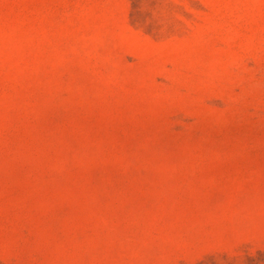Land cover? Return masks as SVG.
Instances as JSON below:
<instances>
[{
    "label": "rangeland",
    "instance_id": "obj_1",
    "mask_svg": "<svg viewBox=\"0 0 264 264\" xmlns=\"http://www.w3.org/2000/svg\"><path fill=\"white\" fill-rule=\"evenodd\" d=\"M0 264H264V0H0Z\"/></svg>",
    "mask_w": 264,
    "mask_h": 264
}]
</instances>
